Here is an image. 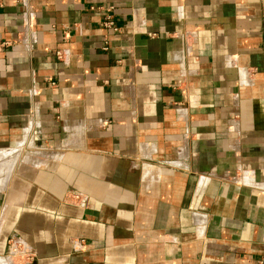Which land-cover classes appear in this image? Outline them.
I'll return each mask as SVG.
<instances>
[{"label": "crops", "instance_id": "obj_1", "mask_svg": "<svg viewBox=\"0 0 264 264\" xmlns=\"http://www.w3.org/2000/svg\"><path fill=\"white\" fill-rule=\"evenodd\" d=\"M0 264H264V0H0Z\"/></svg>", "mask_w": 264, "mask_h": 264}, {"label": "built area", "instance_id": "obj_2", "mask_svg": "<svg viewBox=\"0 0 264 264\" xmlns=\"http://www.w3.org/2000/svg\"><path fill=\"white\" fill-rule=\"evenodd\" d=\"M112 10L113 7L112 6H108L105 8V14L103 17V21L102 24L105 28H107L110 31H116L117 27L114 23V19H113V15H112ZM57 57H60V52L57 51L56 52Z\"/></svg>", "mask_w": 264, "mask_h": 264}]
</instances>
